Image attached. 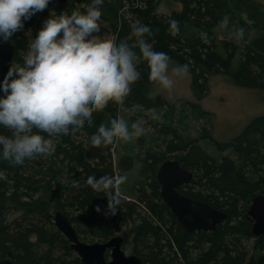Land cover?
<instances>
[{"label":"trees","instance_id":"16d2710c","mask_svg":"<svg viewBox=\"0 0 264 264\" xmlns=\"http://www.w3.org/2000/svg\"><path fill=\"white\" fill-rule=\"evenodd\" d=\"M140 1L143 7L132 8L137 19H131L126 15L124 0H104L100 8V39L124 40L130 36V26L140 22L152 29L151 36L146 39L153 44L154 50L165 52L171 60L188 65L193 88L200 95L207 90L209 76L224 72L237 86L264 92V12L259 8L248 9L256 36L245 47L243 56L234 67L237 49L223 43L220 52L215 41L209 39L210 31L224 21L222 0H165L182 5L181 11L170 14L160 12L162 0L158 3L156 0ZM90 2L67 0L63 5H49L48 9L34 15L12 38L15 47L13 64L23 63L28 43L48 18L50 10L57 14L61 11L70 14L73 10L83 12ZM237 2L244 4L247 0ZM171 20H175L179 27L175 34L169 31ZM239 24L243 29L247 28L246 24ZM187 27L201 30L206 38L193 34L186 40L182 35ZM127 43L134 45V38L128 39ZM138 71L141 78L122 104L110 103L103 112L93 113V124L86 125L76 135L63 136L59 142L53 138L51 155L26 159L17 166L0 160V170L5 176L0 180V264H82L71 250L70 243L55 227L54 214L59 211L68 217L80 240L82 236L92 242L105 243L125 228L123 246L129 245L128 253L139 257L142 264L243 263L244 252H237L233 247L240 238H252V223L246 217L247 210L254 195L264 194V116L253 119L228 143L210 139L218 152L231 151L235 161H216L197 143L185 146L181 149L183 154L174 159L196 178L190 185L181 187L179 192L228 214V220L215 232L186 233L182 229L161 198L155 176L160 168L158 165L153 168L152 196L143 192L135 202L121 196V211L114 217H105L94 211L97 204L103 208L106 198L103 193L92 192L84 180L89 175L97 178L116 175L111 154L115 143L93 148L90 136L101 123L107 124L118 118L122 108L140 107L150 111L163 104L161 99L154 101L149 96L153 82L148 79L145 62L141 61ZM0 133L10 135L2 128ZM164 162L160 159L158 164ZM121 166L122 169L126 167L123 163ZM74 180L80 182L79 190L71 187ZM168 224L171 227L165 233ZM164 241L166 245H162ZM163 249H168L169 253L165 251L163 254Z\"/></svg>","mask_w":264,"mask_h":264},{"label":"clouds","instance_id":"9594fccd","mask_svg":"<svg viewBox=\"0 0 264 264\" xmlns=\"http://www.w3.org/2000/svg\"><path fill=\"white\" fill-rule=\"evenodd\" d=\"M52 0H0V44L11 43L13 36L24 29L25 23L37 13L48 9ZM104 0H91L85 11L49 12L34 38L27 45L22 64L8 67L0 79V160L13 166L26 159L51 155L53 138L76 135L86 125L93 124V113H101L110 103L122 104L141 78L138 65L146 63L148 79L162 89L171 91L169 75L171 58L156 51L146 37L150 26L140 22L130 26V36L116 42L99 37L100 10ZM227 25V18L222 22ZM169 31H179L175 20ZM244 29L235 32L242 39ZM135 40L134 45L127 43ZM138 49V51L134 50ZM189 75L187 64L171 68V76ZM144 121L129 124L116 118L101 123L89 138L93 148L107 147L116 141L127 143L140 137ZM0 170V180L4 179ZM123 175H89L84 184L94 193H103L106 204H97L94 211L114 217L121 211L120 186ZM71 187L79 190L78 180Z\"/></svg>","mask_w":264,"mask_h":264},{"label":"rangeland","instance_id":"374dc122","mask_svg":"<svg viewBox=\"0 0 264 264\" xmlns=\"http://www.w3.org/2000/svg\"><path fill=\"white\" fill-rule=\"evenodd\" d=\"M124 1L127 5V17L137 19L131 9H141L143 3L140 0ZM158 1L156 0L157 3ZM222 1L225 5V18L228 23L227 25L220 23L216 28H213L210 31L209 39L215 41L217 50L220 52L223 51V43H228L237 49V55L233 62L235 67L243 56L245 47L256 36V28L249 19L248 9L256 7L264 12V0H247L244 4L238 3L237 0ZM161 2V13L170 14L172 11H181L182 9L179 2L165 0ZM240 22L246 24L248 29H244L242 39H237L235 32L238 28H242ZM201 32V30L187 27L182 36L186 40H189V36L193 34L206 38ZM176 65L182 64L170 60L169 75L173 80L171 91L162 89L154 82L149 88V96L154 101L157 99L163 101L159 108L150 111L140 107L122 108L119 112L118 118L127 122L129 127L132 122L143 120L145 129L140 137L127 143L116 141L111 150L116 175H123L127 178L125 183L120 186L121 196L129 201H138L139 195L143 192L147 196H152L153 168L156 165L160 167L162 164H158V161L160 159L174 160L183 154L181 149L190 144H199L216 161L221 162L223 159L235 161L236 157L231 151L218 152L212 146L210 139L228 143L236 138L253 119L264 116V92L237 86L228 73L224 72L220 75L209 76L207 90L200 95L193 88L190 71L189 75L183 78L171 76V68ZM122 163L126 165L125 169H122ZM170 227L171 225L168 224L164 232L168 233ZM124 235L125 228L116 233L114 237H124ZM81 240L88 244L103 243L92 242L82 236ZM128 246H123L127 253L130 251ZM233 248L237 252H244L242 264H264V238L243 237L237 241ZM165 251L169 253L168 249H163V254ZM196 253L194 252V255ZM174 263L176 264V262Z\"/></svg>","mask_w":264,"mask_h":264},{"label":"water","instance_id":"95a60500","mask_svg":"<svg viewBox=\"0 0 264 264\" xmlns=\"http://www.w3.org/2000/svg\"><path fill=\"white\" fill-rule=\"evenodd\" d=\"M66 1L52 0L49 5H63ZM14 53L15 47L12 43L0 44V79L6 69L14 65ZM156 179L161 198L186 233H213L228 220L226 212L179 192L181 187L190 185L195 177L194 173L183 168L178 161L164 162L156 174ZM246 217L252 223V237L264 238V194L258 193L252 197ZM54 224L70 243L71 250L77 254L82 264H142L139 257L123 250L124 238L121 236L113 237L105 243H85L80 240L68 217L60 211L54 214Z\"/></svg>","mask_w":264,"mask_h":264}]
</instances>
